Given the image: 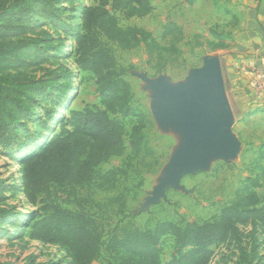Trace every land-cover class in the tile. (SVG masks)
Wrapping results in <instances>:
<instances>
[{
    "label": "trees",
    "instance_id": "trees-1",
    "mask_svg": "<svg viewBox=\"0 0 264 264\" xmlns=\"http://www.w3.org/2000/svg\"><path fill=\"white\" fill-rule=\"evenodd\" d=\"M91 1L92 5L79 6L76 10L79 16L74 20L75 26L62 23V27L73 35L75 65L94 77L103 109L86 106L80 111L66 112L59 121L55 120L53 112L45 115L42 125L54 123L56 129H47L45 132L51 134L19 160L21 193L31 205L40 196L50 198L56 188H94L112 192L131 162L151 155L144 136L145 115L131 105L133 94L123 78L127 70L117 65L108 44H115L122 51L142 45L148 56L155 55L157 61H164L165 55L175 56L178 51L174 47L160 46L143 29L119 26L117 15L124 19L149 15L153 10L150 0ZM197 1L183 0L189 7ZM64 10L61 0H0V73L6 75L5 84L0 87V146L3 148L26 129L24 118H39L35 111L40 109L38 103L43 98L57 91L55 102L58 103L67 96L71 85L69 69L61 68L58 73L46 69L44 75H26L39 56L51 50L61 54L62 47L55 48L44 32H40L42 39L31 38L26 44L22 41L33 31L31 21L37 25L43 21H57ZM209 34L217 43L207 42V46L226 48L223 37L214 28ZM177 35L180 30L174 24L164 26L163 39ZM23 52L30 55V60L20 57ZM110 115L135 118L136 122L127 135L130 154L124 169L101 174L95 170L100 164L123 156L126 150L124 129ZM40 128V125L36 127L31 139L40 134ZM263 148H260L258 159L252 162L249 176L235 190L233 201L216 217L201 224L158 221L151 228L138 229L127 223L115 228L117 233L113 232L104 240L97 221L83 209L69 211L53 206L48 214L36 216L25 224L28 237L31 241L64 249L70 264H93L102 253H105L107 264H163L160 252L165 239L171 240L176 250L175 256L165 264H209L212 248L229 242L238 249L237 264H260L257 248L258 235H264V163H260L264 159ZM113 202L120 204L122 213L121 197ZM19 217L20 214L0 209V226L3 221ZM247 225L251 228L247 236L249 250L243 246L245 238L240 231V227ZM32 260L33 256L29 257V262Z\"/></svg>",
    "mask_w": 264,
    "mask_h": 264
},
{
    "label": "rangeland",
    "instance_id": "rangeland-1",
    "mask_svg": "<svg viewBox=\"0 0 264 264\" xmlns=\"http://www.w3.org/2000/svg\"><path fill=\"white\" fill-rule=\"evenodd\" d=\"M150 1L153 10L149 15L130 19L117 15L119 26L143 29L149 32L160 46L174 47L178 54L165 55L164 61H157L155 55L151 58L148 56L142 45L130 51H122L111 43L108 48L111 49L117 65L127 70L123 78L133 94L131 105L145 115L144 136L146 149L151 155L138 162H131V167L119 178L116 189L112 192H101L94 188H56L50 198L40 196L34 205L27 203L21 193L19 160L31 153L51 134L45 132L47 129H56L54 123L42 125L45 115L53 112L55 120L59 121L68 111H80L86 106L99 109L103 107L99 104L93 75L80 71L74 63L73 35L62 27V23L75 26L77 22L74 23V20L79 16L76 13L78 7L92 5V1L61 0L65 10L57 21H43L38 25L34 21L30 22L33 31L28 32L22 39L24 44L31 38L42 39L40 32H44L50 36V43L55 48L61 46L63 52L57 54L55 50H51L46 55L39 56L26 75H44L46 69L58 73L61 68H67L71 73V85L67 96L58 103L55 102L57 91L52 96L43 98L38 103L40 109L35 111L39 118H24L26 129L8 147L0 146V209L20 214L16 220L1 223L0 264H70L68 253L64 249L31 241L25 228L29 220L48 214L53 206L69 211L83 209L97 221L105 240L113 232L117 233L115 228L127 223L138 229H145L153 227L158 221L197 224L206 222L216 217L223 207L233 201L235 190L249 176L252 162L258 159L260 148L264 147V106L260 102L253 104L260 96L254 95L249 80L245 84L248 89L245 88L243 94H232L231 84L225 74L227 58L225 59L224 54L229 48L226 46L225 49H213L207 46V42L217 43L209 34L211 28L224 38V30L233 32L234 27L238 25L237 17L227 9L228 6L213 4L211 0H199L192 7L187 6L183 0ZM168 23L174 24L180 30V35L163 39V28ZM208 56L216 57L220 61L223 89L232 117L231 132L239 142V150L233 160H210L206 170L184 176L180 180L182 190L169 188L165 197L157 203L145 205L153 188L164 176L170 158L183 143V138L180 133L170 127L160 126L156 121L151 108L152 92L147 90V85L142 79L154 81L162 78L170 85L185 84L191 71L201 67L203 59ZM20 57L26 60L31 58L27 52L21 53ZM5 78L6 75L0 73V87L5 84ZM59 82H62L61 78ZM110 117L118 121L124 129L126 150L123 156L100 164L95 170L101 174L108 170L124 169L130 154L127 135L136 122L135 118H122L119 115ZM39 125L40 134L31 139ZM260 163H264V159ZM119 197L124 202L122 213L120 204L113 202ZM82 200L87 201L81 203ZM240 231L245 238L243 246L249 250L247 236L251 228L249 225L243 226ZM258 238L259 263L264 264V235H258ZM212 250L213 256L209 264H237L238 249L233 243L218 245ZM175 254L173 242L165 239L161 244V262L167 263ZM31 256L33 260L29 262ZM107 262L105 253H102L101 258L93 264Z\"/></svg>",
    "mask_w": 264,
    "mask_h": 264
},
{
    "label": "water",
    "instance_id": "water-1",
    "mask_svg": "<svg viewBox=\"0 0 264 264\" xmlns=\"http://www.w3.org/2000/svg\"><path fill=\"white\" fill-rule=\"evenodd\" d=\"M142 82L152 92L151 108L156 121L183 138L164 176L146 199L145 205H148L164 198L169 188L182 190L180 180L206 170L210 160H233L239 142L231 132L232 117L216 57L204 58L201 67L191 71L185 84L170 85L162 78L142 79Z\"/></svg>",
    "mask_w": 264,
    "mask_h": 264
},
{
    "label": "crops",
    "instance_id": "crops-1",
    "mask_svg": "<svg viewBox=\"0 0 264 264\" xmlns=\"http://www.w3.org/2000/svg\"><path fill=\"white\" fill-rule=\"evenodd\" d=\"M211 1L213 4L228 6L227 9H230L238 19V25L234 27L233 32L224 30L223 39L229 48L224 54L225 59L227 58L225 74L231 84L232 94L240 95L245 88L248 89L245 86L248 80L252 84L249 67L264 64V0ZM220 70L222 76L221 66ZM258 102L264 106V94L258 101L255 99V103Z\"/></svg>",
    "mask_w": 264,
    "mask_h": 264
},
{
    "label": "built area",
    "instance_id": "built-area-1",
    "mask_svg": "<svg viewBox=\"0 0 264 264\" xmlns=\"http://www.w3.org/2000/svg\"><path fill=\"white\" fill-rule=\"evenodd\" d=\"M249 73L252 78L251 88L256 97L264 94V64L249 67Z\"/></svg>",
    "mask_w": 264,
    "mask_h": 264
}]
</instances>
